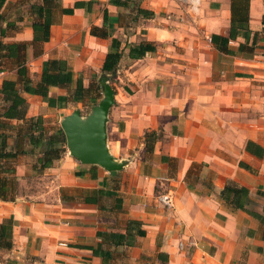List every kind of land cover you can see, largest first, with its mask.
Masks as SVG:
<instances>
[{
  "label": "crops",
  "instance_id": "1",
  "mask_svg": "<svg viewBox=\"0 0 264 264\" xmlns=\"http://www.w3.org/2000/svg\"><path fill=\"white\" fill-rule=\"evenodd\" d=\"M75 2L83 4L74 8ZM39 3L5 0L0 9V40L9 46L1 53L0 88L14 80L27 103L25 117L41 116L44 126L60 124L74 109L85 116L103 97L101 67L112 38L119 39L122 56L106 74L114 102L105 130L109 153L123 165L110 174L65 147L50 166L35 169L42 147L28 142L22 119L4 117L8 102L0 92V135L5 150L17 153L0 159L8 187L0 223L12 220V246L0 247V264H264V219L256 215L264 212V0L248 2V28L258 33L252 53L238 49L241 33L229 39L228 51L211 41L213 34L229 35L231 0L197 7L140 0V8L153 12L148 18L130 2L60 0L49 39L34 42L30 5ZM92 26L109 36L92 35ZM142 40L155 50L129 57L128 46ZM48 59L62 60L84 87L91 85L96 99L89 111H82L89 95L73 100L74 83L48 87L53 105L23 91L18 70L35 86ZM35 173L49 190L12 191ZM228 186L246 194L224 192ZM164 194L170 205L159 201ZM128 220L145 231L133 245L98 235L126 233ZM98 245L103 256L89 249Z\"/></svg>",
  "mask_w": 264,
  "mask_h": 264
},
{
  "label": "trees",
  "instance_id": "2",
  "mask_svg": "<svg viewBox=\"0 0 264 264\" xmlns=\"http://www.w3.org/2000/svg\"><path fill=\"white\" fill-rule=\"evenodd\" d=\"M140 0H109V3L117 6H128L129 2L134 4L136 14L142 15L148 18L153 15L152 11L145 10L138 6ZM5 0H0V9L3 6ZM60 0H41L39 4H31L30 11L34 17L31 27L33 30V41H47L49 39V27L51 25V12L52 9L58 5ZM91 2V1H90ZM248 2L249 0H231V26L229 35L226 37L219 35H211V41L218 47L227 50L225 45L229 39H235L236 36L241 33L245 39V43H240L238 49L240 51L252 53L254 45L258 37L257 32H251L248 28ZM82 2H75L74 8L81 7ZM74 8H62L61 12L65 14H72ZM104 12V21H105ZM264 24V17L262 19ZM90 33L99 37H108L109 32L104 27L92 26ZM1 34V29H0ZM251 38V44H247ZM223 44L224 46H221ZM5 45L0 40V58L2 57V50ZM155 45L149 41L142 40L136 44H130L128 46V56L131 58H141L147 52H153ZM228 51V50H227ZM122 56L121 42L117 38H112L109 45L108 51L105 55L101 72L105 74H112L117 68L118 62ZM19 75L22 77V89L28 93L40 95L48 104H52V100L48 97L49 86H71L75 84L72 91V98L75 101H81L84 97L90 96L92 90L91 85L88 87L83 86L82 77L78 76L74 78V72L66 65L65 62L58 59H48L45 61L44 69L42 70L40 81L33 86L30 78L25 74L24 69L18 70ZM14 80H3L0 88V92L3 94V98L8 102L5 112L3 113L6 118H17L22 119L24 122L25 133L28 142L35 148L42 147V154L37 157L36 163L34 164L35 169H42L52 164L53 160L61 157L65 151V136L63 130L58 128L55 132L48 133L43 125V118L41 116L26 118V100L20 96L18 89L15 86ZM96 99V96H94ZM60 99L65 100L66 96H61ZM148 134L146 133V136ZM16 152L5 150V137L0 135V159L13 158L16 156ZM240 192L245 195L246 190L244 188H229L225 187L224 192L227 191ZM8 187L5 186V182L0 178V199L6 200ZM264 219L263 215L256 214ZM11 228L12 220L5 219L0 223V247L10 248L12 246L11 241ZM130 230H133L130 232ZM145 231L141 228V222L136 220H128L126 233L111 232V233H98L101 237H108L115 245L125 243L127 245H133L135 235H144ZM100 245L90 247L94 253L103 256L102 251H97Z\"/></svg>",
  "mask_w": 264,
  "mask_h": 264
},
{
  "label": "water",
  "instance_id": "3",
  "mask_svg": "<svg viewBox=\"0 0 264 264\" xmlns=\"http://www.w3.org/2000/svg\"><path fill=\"white\" fill-rule=\"evenodd\" d=\"M110 78L105 73L100 75L98 82L103 97L91 107L87 115L82 116L79 109H74L64 116L60 126L71 156L83 164H97L110 174H115L123 163L116 161L106 146L105 122L108 109L114 102Z\"/></svg>",
  "mask_w": 264,
  "mask_h": 264
},
{
  "label": "rangeland",
  "instance_id": "4",
  "mask_svg": "<svg viewBox=\"0 0 264 264\" xmlns=\"http://www.w3.org/2000/svg\"><path fill=\"white\" fill-rule=\"evenodd\" d=\"M94 101H95L94 93H92L90 100H86L87 103L85 104V106L87 107L82 108V111H89L90 105ZM45 126H46L45 128H46L47 134L55 132L59 127L61 128L58 119H55L53 123H52V120H48ZM64 146L66 147V140H65ZM43 189L49 190V187H46V183L44 182L43 177L38 176L37 173H35V174H32L31 176L28 175L26 177H23L22 185H19L18 182H16L13 185L12 191L15 190V193L22 192L24 194H32L35 192L37 195V193L42 192Z\"/></svg>",
  "mask_w": 264,
  "mask_h": 264
},
{
  "label": "built area",
  "instance_id": "5",
  "mask_svg": "<svg viewBox=\"0 0 264 264\" xmlns=\"http://www.w3.org/2000/svg\"><path fill=\"white\" fill-rule=\"evenodd\" d=\"M185 2L189 3L192 7H197L202 0H184ZM159 201H161L165 205H170L171 199L168 194H164L159 196Z\"/></svg>",
  "mask_w": 264,
  "mask_h": 264
}]
</instances>
